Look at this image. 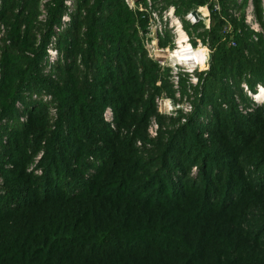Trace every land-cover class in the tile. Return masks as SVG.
Segmentation results:
<instances>
[{"label": "trees", "instance_id": "16d2710c", "mask_svg": "<svg viewBox=\"0 0 264 264\" xmlns=\"http://www.w3.org/2000/svg\"><path fill=\"white\" fill-rule=\"evenodd\" d=\"M68 1H46L44 19L41 0L0 2V264H264V104L236 101L251 104L243 83L264 86L247 0L210 5L214 51L184 123L157 113L172 91L147 14L127 0H74L70 14ZM162 1L183 15L206 2Z\"/></svg>", "mask_w": 264, "mask_h": 264}, {"label": "rangeland", "instance_id": "374dc122", "mask_svg": "<svg viewBox=\"0 0 264 264\" xmlns=\"http://www.w3.org/2000/svg\"><path fill=\"white\" fill-rule=\"evenodd\" d=\"M46 1L48 0H41L40 6H41V10H42V15H41V19H44V14H46V10H45V6L44 4L46 3ZM71 1V0H69ZM137 1L139 0H131V3L134 4L133 7L134 8H138L140 6H144V3H137ZM1 2V0H0ZM216 2L218 3V9L215 6V2L214 0H206V2L204 4H199L196 5V8L188 11L187 13H185L184 15L181 14L183 12V10L181 12H177L176 6L172 5L175 7L174 10V14L179 18V20L181 21L182 24V28L185 31L188 41L184 42V44L182 45H187V44H191V48L193 50H197L196 52L202 51L203 53H205L204 55H206V60L203 59H188L187 57L188 55H182L184 51H180L182 50V48H179L180 50L177 52L178 47L181 46L178 44H176V42H178L179 36L178 33L176 31V26L170 27V25L165 29V24H164V20L161 17L160 18V22L156 21L155 23H153V25L151 27H156L161 25V28L163 30V33H160V41H166L168 44V47L165 48H161L160 45H156L154 44V46L151 44L150 40H149V44H148V49H147V53H148V57L152 58L150 56V54H152L154 56V58H152L153 60L157 61L158 65L161 66V73L164 74V77H166V79L169 81V85L171 86V92H167L165 90H160L158 91L156 97H155V107L157 110V113L159 115H163L165 118L167 117H178L180 114L184 115V117L182 118V123L185 122L186 117L193 111V106H192V100L194 101L196 95L200 96V93L197 92V88L200 85V76L203 74V77H205L207 75V72L210 69V63H211V55L213 53V49L211 47L210 44V39L207 36L208 31L212 30L215 24V21L213 19V16L211 14V9H210V5H213V7L216 10H220V4H219V0H216ZM163 1L161 2V0H156L155 3H152L151 7H156L155 9L158 11L160 10V8L163 6ZM67 6L69 7V13L71 14L74 10H75V1L72 0L71 3L67 4ZM142 6V7H143ZM148 7V5H147ZM209 8V9H208ZM144 9L145 6H144ZM195 9H200V17L201 19L193 22L190 21L187 16L189 15L190 12H192ZM206 9H208V12L206 11ZM139 11L141 13H146L148 14V12L146 10L142 11L141 9H139ZM150 11V10H149ZM233 11V15L235 17H240L242 12H240L239 10ZM246 9L244 10V15ZM159 12V11H158ZM181 14V15H179ZM68 15V14H67ZM160 15V14H159ZM158 18V17H157ZM69 15L67 19H64L63 17V26H65V24L67 25V23L69 22ZM245 21H246V16H245ZM228 22V21H227ZM169 24V22H168ZM231 23H227V25L225 26L226 28L222 29L221 32H225L223 34L228 35V39L230 37L229 31H231ZM164 25V27H163ZM149 28V26H148ZM60 28H58L57 30L60 31ZM152 29V28H151ZM8 31V29H7ZM6 33V27L4 25H0V39L2 37L5 36ZM257 34H264V30L262 28V26H259V31L256 32ZM162 35V36H161ZM142 36L146 39V36H144V34H142ZM257 37V36H256ZM186 38V39H187ZM224 39V37H223ZM230 40H228L226 42L227 46H230ZM1 43V41H0ZM54 45V44H53ZM169 46H171V48H169ZM199 49V50H198ZM202 49V50H201ZM55 51V50H53ZM53 51L50 52L51 56L53 54ZM168 51V52H167ZM177 52V53H176ZM181 54V57H180ZM59 56V55H58ZM205 58V56H204ZM157 59V60H156ZM186 59V60H185ZM59 59L56 58L54 62L49 63V55H48V63L47 65L52 66L53 64H57V61ZM159 61H161L163 64H160ZM197 61V62H196ZM196 72H195V71ZM199 73V74H197ZM158 86L162 85L163 81H158ZM243 87V85H242ZM251 89V88H250ZM192 90L196 91V95L194 94L195 97H190V95L193 93ZM264 90V88H263ZM258 92V88L256 87V90H253ZM243 92L249 97L251 104L248 105L249 107L246 108V103H244L242 101V98L240 95L236 96V101L239 104V108L244 112L247 113L248 110H250L252 108V106L254 104H261L264 103V98L261 99H257V102L254 103L253 98L251 97V95H249L244 89ZM255 92V93H256ZM254 93V92H253ZM246 111V112H245ZM55 115V111L54 109H50V116H54ZM26 116L24 115L22 116L23 119L26 120ZM104 118L107 122L112 123L114 121V111L113 108L111 106H108L105 111H104ZM204 120V119H203ZM149 125H148V131L150 134V137L155 138L157 136V128L159 127V122L156 119V116H152L151 117V121H149ZM113 128H115V126L111 125ZM205 136H208V133H205ZM139 143V142H138ZM38 160V157L36 158V161ZM34 166V164L31 166V168ZM197 172V168H193V173Z\"/></svg>", "mask_w": 264, "mask_h": 264}, {"label": "built area", "instance_id": "2783aa9c", "mask_svg": "<svg viewBox=\"0 0 264 264\" xmlns=\"http://www.w3.org/2000/svg\"><path fill=\"white\" fill-rule=\"evenodd\" d=\"M239 2H241L242 0H238ZM127 2L129 3V5L131 7H133L134 4L131 3V0H127ZM156 0H145V3H144V6L146 9H144V6H140L139 9H141L142 11L146 10L148 12L147 14V17H148V31L145 33V36H146V39L144 38V42H145V47L148 49V44H149V40L151 42V44L154 46V44L156 45H160V33L162 34L163 33V30L164 28L162 29L161 28V25L157 26L156 29L155 27H151L153 25V23H155L156 21H159L160 22V18L162 17L163 20H164V24L166 25L165 26V29L170 25V27H173V26H176V31L178 33V36H179V39H178V42H176V44L181 45L178 47V50L177 52L180 50L179 48H182V50L180 51H186V53H191L195 50H193L191 48V44H187V45H182L184 44V42H187L188 41V38H187V35L185 37L184 34L185 31L183 30L182 28V24H181V21L179 20V18L174 14V10H175V7L170 5L168 7H164V8H160V10H156L154 7H151L152 6V3H155ZM215 2V6L216 8L218 9V3L216 2V0H214ZM68 3L70 4L71 1H68ZM67 3V4H68ZM148 5V7H147ZM209 9V8H208ZM208 9H206V11L208 12ZM246 9V13H245V16H246V23L249 25V27L255 31V32H258L259 31V26L261 27V24H260V21H259V18H258V14H257V10H256V6H255V3H254V0H247V5L245 7ZM263 9H264V0H263ZM150 10V11H149ZM197 10V13H198V18H196L194 15H193V11L189 13V15L187 16V18L190 20V21H197L199 19H201L200 17V9H195ZM236 12V11H235ZM209 13V12H208ZM237 13V12H236ZM160 14V15H159ZM158 17V18H157ZM68 18V15H65L64 16V19H67ZM169 22V24H168ZM168 25V26H167ZM164 27V25H163ZM152 28V29H151ZM162 36V35H161ZM187 38V39H186ZM255 38L257 39V37L255 36ZM155 47V46H154ZM161 48H165V47H168L167 46H161ZM184 47H187V49H185ZM169 48H171V46H169ZM55 50V51H53ZM149 50V49H148ZM199 50V49H198ZM202 50V49H201ZM53 51V54L51 56L50 52ZM197 51V50H196ZM49 63H52L55 61L56 58H58V52L57 50L54 48V47H50L49 50ZM205 54V53H204ZM150 56L152 58H154V56L152 54H150ZM205 58L203 60H206V55H204ZM187 58H190V59H197L195 57H193V55H188ZM189 59V60H190ZM157 60V59H156ZM158 62L160 64H163L161 61L158 60ZM195 71V70H194ZM197 71V70H196ZM195 71V72H196ZM243 89L249 94L251 95V97L253 98L254 100V103L257 102V99H261V98H264V86L261 85V84H258L257 85V88H258V92L256 91H253L252 89H250V87L248 86L247 83H243ZM254 92V93H253ZM256 92V93H255ZM46 99H49L48 96H46ZM258 104V103H257ZM261 104H264V103H261ZM251 110V109H250ZM246 112V111H245Z\"/></svg>", "mask_w": 264, "mask_h": 264}, {"label": "bare ground", "instance_id": "6f19581e", "mask_svg": "<svg viewBox=\"0 0 264 264\" xmlns=\"http://www.w3.org/2000/svg\"><path fill=\"white\" fill-rule=\"evenodd\" d=\"M185 49H187V47H184ZM168 52V51H167ZM177 53V52H176ZM182 55H193V57L197 58V59H204V53L202 51H199V52H196V51H193L191 53H186L184 52ZM180 57H181V54H180ZM190 59V58H187V60ZM186 60V59H185ZM197 62V61H196Z\"/></svg>", "mask_w": 264, "mask_h": 264}, {"label": "water", "instance_id": "95a60500", "mask_svg": "<svg viewBox=\"0 0 264 264\" xmlns=\"http://www.w3.org/2000/svg\"><path fill=\"white\" fill-rule=\"evenodd\" d=\"M193 15L196 17V18H198V13H197V10H193Z\"/></svg>", "mask_w": 264, "mask_h": 264}]
</instances>
